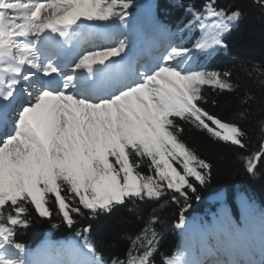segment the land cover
I'll list each match as a JSON object with an SVG mask.
<instances>
[{
  "label": "snow or ice",
  "instance_id": "snow-or-ice-1",
  "mask_svg": "<svg viewBox=\"0 0 264 264\" xmlns=\"http://www.w3.org/2000/svg\"><path fill=\"white\" fill-rule=\"evenodd\" d=\"M132 3L0 0V264H153L155 215L132 240L126 259L111 262L90 239V224L76 231L77 240L57 249L56 258H32L16 240L17 230L30 226L32 212L49 220L58 215L71 228L77 217L95 219L129 203L161 201L168 193L171 203L181 205L175 227L183 228L184 213L193 196L200 199L197 185L207 184L212 165L181 138V122L245 147L243 128L205 107L206 86L235 92L239 85L229 71L209 70L202 62L227 49L224 37L240 21L239 8L220 7L217 0H205L199 10L189 6L190 19L171 35L199 31L192 47L172 41L149 62L121 70L114 79L105 78L119 63L113 58L127 54L126 39L79 48L71 61L62 60L61 52L77 38L98 34L93 25L128 28ZM257 3L264 7V0ZM253 99L246 94L241 103ZM248 114L245 108L238 116L243 120ZM245 160L255 175L264 143ZM163 264L207 262L189 259L184 251L164 256Z\"/></svg>",
  "mask_w": 264,
  "mask_h": 264
},
{
  "label": "trees",
  "instance_id": "trees-1",
  "mask_svg": "<svg viewBox=\"0 0 264 264\" xmlns=\"http://www.w3.org/2000/svg\"><path fill=\"white\" fill-rule=\"evenodd\" d=\"M171 1L181 5L173 6L166 0H150L162 13L173 33H177L178 26L190 19L186 16L189 6L199 10L205 3V0ZM134 3L129 10H133L134 6L136 11L140 9L137 2ZM217 4L220 7L239 8L242 17L225 34L227 49L220 50L202 62L209 70L229 71L232 82L239 87L235 92H220L206 86L204 94L209 103L205 107L226 122L238 123L246 135L245 147L240 148L181 122L185 128L181 138L212 165L210 180L203 187L197 185L200 199L193 196L191 207L184 213L185 226L196 220L202 234L196 233L195 224L187 227L189 231L184 234L186 236L172 234L174 225L179 221L181 205L171 203L172 194L168 193L161 201L137 202L135 205L129 203L126 207L121 206L113 213L101 214L95 219L77 217L76 224L71 228L58 215L54 214L49 220L32 212L30 226L17 230L18 242L30 247L48 240L58 241L66 237L77 239L76 231L90 224L89 237L97 244L103 258L108 262L115 258L123 260L132 247V240L142 233L155 215L157 222L152 227L157 233L158 244L152 256L153 264H163V257L175 252L186 251L190 258L191 254L199 255L213 245L211 235L217 226L225 242L228 235H235L239 240L245 237V242L254 241L261 245L264 239V161L257 165L253 175L246 170L245 158L260 151L264 143V132L261 131V121H264V85L261 84L264 81V7L257 0H217ZM180 35L183 39H179V42L192 47L200 33L185 32L177 36ZM246 94L254 97L247 105L241 103ZM212 100L216 103L212 104ZM245 108L249 114L241 120L238 114ZM165 200L169 203L164 204ZM53 224L58 226L53 228Z\"/></svg>",
  "mask_w": 264,
  "mask_h": 264
},
{
  "label": "bare ground",
  "instance_id": "bare-ground-1",
  "mask_svg": "<svg viewBox=\"0 0 264 264\" xmlns=\"http://www.w3.org/2000/svg\"><path fill=\"white\" fill-rule=\"evenodd\" d=\"M87 23V22H86ZM106 26V25H103ZM98 36L102 35L104 36V40L103 38H101V44L102 46H107L108 44L114 43L119 39H124L127 34H128V30L126 32H123L121 30H115V31H109L107 35H105L102 32H97ZM78 39H80L79 45H75V43L73 42V46L79 49V48H89L90 47V40H92V38L89 39V42L86 40L87 37H79ZM145 50L148 52H153V56L158 55L159 53H161L163 51V48L160 46L159 42L157 41L156 43H154L152 46H148L146 45ZM67 48H65L66 50ZM69 49V48H68ZM123 56V60H121L120 57H115L113 58L114 60L118 61L119 63L117 65L114 66V68L111 70L112 72H114V75H111V72L109 73L108 77L106 78V81L108 79H114L115 78V71L121 68H127V71H132L134 70L138 65L144 64L149 62V59L145 56H135L134 59L129 58L128 54H122ZM142 57V58H139ZM133 61V64H131V62ZM45 258V255L43 253L40 254V256L37 259H42Z\"/></svg>",
  "mask_w": 264,
  "mask_h": 264
},
{
  "label": "rangeland",
  "instance_id": "rangeland-1",
  "mask_svg": "<svg viewBox=\"0 0 264 264\" xmlns=\"http://www.w3.org/2000/svg\"><path fill=\"white\" fill-rule=\"evenodd\" d=\"M147 15L148 16H150V17H152V18H154V14H153V10L151 9V8H149V10L147 11ZM155 20V22H156V19H154ZM155 22L153 21V24L155 25ZM87 23H89V22H87ZM115 27V26H114ZM118 30H121V31H123V32H126L127 30H128V34H127V36L124 38V39H126L127 40V42H128V45H129V47H128V50H127V54H128V56H129V54L131 53V52H140L141 50H143V48H140L141 46H143V44H140L139 45V41H141L142 39H141V36L143 35L142 34V32H141V30H140V28L137 26V23H132V24H129V27L128 28H123V27H119V29ZM159 33V32H158ZM164 33V36L162 35V41L161 42H159V44H160V46L163 48V50L168 46V44L170 43V42H172V41H170L169 39H170V36H169V34L167 33V32H163ZM154 35H155V32L151 35V38L149 39L148 37H149V34L147 35V38L146 39H148L146 42H144V44L146 43L148 46H152V44H153V37H154ZM165 38V39H164ZM132 47V48H131ZM132 55V54H131ZM212 202V201H211ZM66 245H69V243L68 242H65V244H64V246H66ZM42 250H44L45 252H47V250L48 249H42ZM41 250V251H42ZM38 254H35L34 255V259H36V256H37Z\"/></svg>",
  "mask_w": 264,
  "mask_h": 264
}]
</instances>
